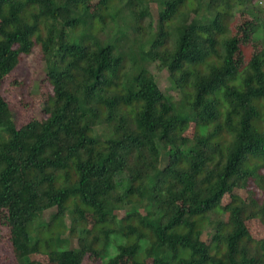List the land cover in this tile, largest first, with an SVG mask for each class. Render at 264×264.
<instances>
[{
    "label": "trees",
    "instance_id": "16d2710c",
    "mask_svg": "<svg viewBox=\"0 0 264 264\" xmlns=\"http://www.w3.org/2000/svg\"><path fill=\"white\" fill-rule=\"evenodd\" d=\"M155 1L154 36L146 0H0V224L14 264H81L86 250L107 253L112 236L125 240L118 255L134 264H264V240H253L246 224L264 220V45L239 64L242 40L264 42V10L249 5L253 24L241 38L228 36L218 0H210L213 20L175 25L162 48L172 17L201 0ZM112 8L127 9L112 20L117 33L106 28ZM134 15L149 23L129 56ZM36 47L45 112L17 127L1 82ZM152 66L167 70L178 100L162 93ZM192 123L194 135L178 139ZM234 187L242 194L232 196L223 222L219 204ZM52 208L51 234L37 223ZM65 219L69 238L60 236ZM75 227L85 228L77 247ZM206 228L214 235L205 241Z\"/></svg>",
    "mask_w": 264,
    "mask_h": 264
},
{
    "label": "rangeland",
    "instance_id": "374dc122",
    "mask_svg": "<svg viewBox=\"0 0 264 264\" xmlns=\"http://www.w3.org/2000/svg\"><path fill=\"white\" fill-rule=\"evenodd\" d=\"M125 1V0H123ZM94 2V1H92ZM91 2V3H92ZM210 0H201L198 4V7L191 10V11H185L182 15V17H172L171 19V25L168 28V34L165 36V39L163 40L162 48H170V42L173 41L172 38V28L176 25H182V24H189L192 22L200 23V24H207L211 22L215 16V14L212 13L209 6ZM90 3V4H91ZM94 2L91 5V9L94 10L95 4ZM146 3L149 7V11L151 14V26H150V32L155 36V34H159V24H158V12H157V3L155 0H146ZM247 6L245 7L244 1L241 0H229L226 2L225 0H218L217 5H219V10L221 14L223 13L226 16V28L224 30V33H226L228 36H237L239 38L242 37L241 30L245 28L247 25L253 24L252 16L247 13L245 10L248 8L249 5L256 6L260 10H264V0H249L247 3ZM121 5V4H120ZM115 9H117L119 6V2L115 4ZM113 7V8H114ZM110 10V14L113 15L114 19L108 18V21H106L107 24H110L108 27L109 32H111V29L114 33L118 32L117 25L113 27V22L116 20L117 16L119 18L126 17L127 15V9H122L118 14H116L115 9ZM121 8V7H120ZM135 16V22L132 21L134 24V29H127L130 36L128 37L130 39V46L127 47V54L135 55L138 50V46L135 48L132 45V41H137V36L140 35V33L145 32L147 28V24L149 23V20L147 19H140ZM114 20V21H112ZM122 20H119L118 24L121 23ZM129 23V21H128ZM130 24V23H129ZM249 34V33H248ZM263 38V36H262ZM154 41L160 42L158 39L156 40L153 38ZM141 45V44H140ZM139 45V46H140ZM264 42L263 39L256 40L253 38V36H250L246 40H242L239 44V51H240V61L239 64L241 66L247 64V62L251 59V57L254 54H257L260 52L263 48ZM153 46V45H152ZM142 50L147 51L150 48V43H145V45L141 46ZM40 51L39 47H36L34 52L27 56L26 58L19 63V65L6 77L2 79L1 82V93L8 103L9 109L13 114L15 125L18 127L24 126L28 122L34 119H40L41 115L45 112V101L48 96V82L47 78L45 76L44 70H43V63L40 60ZM130 58V57H129ZM135 64V61L131 65H129L128 70H132L133 66ZM150 72L154 75L155 80L157 81L159 89L164 94H169L174 96L176 98L175 100H178L177 93L173 91L170 87V83L168 81V72L165 69L157 70L154 68V66L150 67ZM195 123L189 124L186 126V128L178 129L176 132L177 138H190L194 135V127ZM157 147L162 153L161 160H160V168H165V166L168 163L167 155L165 153L164 148L162 145L158 142ZM234 194H242V191L240 189H236L235 187L231 189L228 193H226L221 201H220V209H221V219L223 222L227 221L228 218V212H227V206L230 203L232 196ZM181 205V208H185L183 202H179ZM126 210V209H125ZM56 209L52 208L44 212L41 217L38 218V225L43 224L41 227L42 230L50 226L52 227L51 234L53 233L54 229L51 225V217L53 214H55ZM125 211H118L116 212V215L118 218H121L124 215ZM142 216L145 215L144 209H140V213ZM88 217L86 219V225L85 228H87V235L88 238H92V231L90 230L91 227V220L93 215L88 214ZM63 225V229L60 233L61 238H69L70 237V231H71V221L70 219H65L64 222L61 223ZM248 230L250 232V235L253 240L260 241L264 240V220H261L255 216H252L250 219L246 221ZM48 228V227H47ZM75 227V231H77V236L72 238L71 245L77 247V237L80 236L82 232L85 231V228ZM76 234V233H75ZM214 233L212 230L206 228L204 232L201 235V238L203 240L210 239ZM125 243V240H123L120 237L112 236L110 238V245L108 247V252L102 253L101 250H86L83 252L82 257V263L81 264H101L106 261H108L111 258H117L119 261V264H134L132 259L129 256H121L118 255L117 247L118 245L121 246ZM114 246V248H113ZM44 257L42 255H37L35 257L36 260H42ZM14 255L12 252L11 243L9 240V233L8 229L0 224V264H14ZM145 264H151L149 260H146Z\"/></svg>",
    "mask_w": 264,
    "mask_h": 264
}]
</instances>
